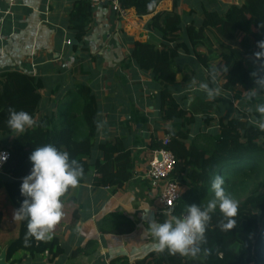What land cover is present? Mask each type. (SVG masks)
<instances>
[{"label":"trees","instance_id":"16d2710c","mask_svg":"<svg viewBox=\"0 0 264 264\" xmlns=\"http://www.w3.org/2000/svg\"><path fill=\"white\" fill-rule=\"evenodd\" d=\"M118 1L138 17L152 14L147 27L160 36L157 45L153 41H134L131 57L135 67L147 73L158 87L160 120L180 123L177 131L163 130L169 137L164 147L176 159L171 175L184 188L172 215L180 216L193 203L206 206L213 198L211 182L216 175L223 177L226 194L238 202V214L234 217L235 226L222 231L218 227L222 219L219 210L211 213L205 240L195 256L153 250L133 263L118 256L108 264H264V190L257 186L264 182L261 114L239 108L229 118L220 116L213 132H199L194 137L190 132L197 113L206 116L204 124L213 119L208 115L211 106L204 101L208 89L244 102L255 86L256 77L251 73L264 75V57L257 59L253 55L260 50L257 41L264 39V0L226 5L218 0H183L189 10L181 14L180 0H172L170 10L160 11L156 9L161 0ZM91 11L87 0H78L70 13L69 27L78 41L85 34ZM198 69L205 72L203 88L193 93L199 102L192 106L193 100L189 108V92L198 79ZM40 87L39 79L20 71L0 74V149L9 150L0 172V189H5L15 209L24 199L19 186L31 168L29 154L45 144L67 151L70 159L82 165V176H91V184L96 188H121L134 173L131 150L123 137L96 141L100 119L91 87L79 85L69 93L66 106L52 115L34 118L40 103ZM177 92L183 95L177 96ZM256 92L264 96V90ZM201 103L203 107L198 110ZM10 108L28 112L37 125L13 136L6 125ZM10 136L12 139L6 143ZM160 147L161 142L151 136L148 148ZM1 220L0 212V224ZM105 228L111 233L126 234L134 227L124 221ZM96 246L90 242L87 254L94 253ZM62 252L57 238L29 235L27 220H19L17 235L5 246L6 261L10 264H42L44 257L52 263ZM79 253L75 250L72 256Z\"/></svg>","mask_w":264,"mask_h":264},{"label":"crops","instance_id":"0c3cea01","mask_svg":"<svg viewBox=\"0 0 264 264\" xmlns=\"http://www.w3.org/2000/svg\"><path fill=\"white\" fill-rule=\"evenodd\" d=\"M77 1L0 0V74L15 70L40 80V103L34 118L52 115L66 106L71 91L81 84L89 85L98 103L100 127L96 141L123 137L134 163L132 177L121 188H96L89 175L82 176L76 187L69 188L62 198L64 214L50 234L57 238L63 252L52 263L44 257L42 264H108L118 256L133 263L154 250V241L146 232L148 223L163 222L169 216L145 176L152 152L148 148L150 137L160 140L165 135L164 129L177 131L180 123L160 120L158 87L132 61L134 41L159 43L160 36L147 27L152 14L138 17L127 9L126 16L120 18L108 4H97L92 8L85 34L78 41L69 27L70 13ZM180 1L179 14L189 10ZM218 1L221 5L242 2ZM171 8L172 0H161L156 11ZM71 39L77 43L70 47ZM198 73L190 88L188 105L193 93L203 88L205 72L198 69ZM182 93L177 92V96ZM214 93L212 96L207 93L204 99L211 106L208 115L213 119L204 124L206 116L197 113V121L190 125L192 137L199 132L215 131L220 116L229 118L236 109L256 110L257 105L264 104V96L257 92L244 102L232 100L218 90ZM199 106L198 110L203 103ZM260 122L264 124V114ZM11 139L10 136L5 142ZM0 198V232L5 219H10L12 239L19 225V220L13 219L16 209L5 189H0ZM145 205H149L147 214ZM124 221L133 224L130 233L115 234L105 228ZM92 241L97 246L94 253L87 254ZM75 250L80 253L72 256Z\"/></svg>","mask_w":264,"mask_h":264},{"label":"clouds","instance_id":"9594fccd","mask_svg":"<svg viewBox=\"0 0 264 264\" xmlns=\"http://www.w3.org/2000/svg\"><path fill=\"white\" fill-rule=\"evenodd\" d=\"M260 50L253 55L259 59L264 57V39L257 41ZM226 71V68L224 69ZM256 77L254 90H264V75ZM207 89V85H204ZM209 96L214 95L208 89ZM256 111L264 114V104L257 105ZM7 127L13 136L23 134L27 129L34 128L37 121L24 110L9 109L6 119ZM264 127V124L260 125ZM7 159L6 154H0V161ZM31 168L21 179L19 192L24 199L13 213V219L27 220L29 235L37 238L50 236L51 229L63 216L62 197L69 190L78 185L83 174L82 165L74 158L70 159L67 151L60 150L52 144H45L34 148L28 157ZM224 179L216 175L211 182L213 198L206 206L193 203L187 205L182 216L169 215L163 222L152 220L148 223L146 232L152 237L153 249L170 254L195 256L200 251V243L205 240L206 225L211 219V213L219 210L221 221L218 227L222 231H230L236 224L234 217L238 214V202L226 194L223 188ZM171 203V202H169ZM144 214L149 211L145 205ZM171 210L169 209V212Z\"/></svg>","mask_w":264,"mask_h":264},{"label":"built area","instance_id":"2783aa9c","mask_svg":"<svg viewBox=\"0 0 264 264\" xmlns=\"http://www.w3.org/2000/svg\"><path fill=\"white\" fill-rule=\"evenodd\" d=\"M9 1L11 3L14 2V0ZM87 1L89 2L91 8H93L97 4L104 3L108 4L109 8L120 18H124L126 16L127 9H124L118 0ZM168 140V135H164L159 140L162 147L152 150L151 158L147 164L145 176L148 179L149 188L151 190L157 191L156 198L160 203L162 210L168 215H171L184 188L177 182L176 176L173 177L171 175L175 167L176 159L173 153L169 149H166L164 147L165 145H167ZM0 154H6L8 159L9 150L2 148L0 149ZM6 160L0 161V172L2 165L6 162ZM169 209L171 210L170 212ZM183 214H181L180 216H182Z\"/></svg>","mask_w":264,"mask_h":264},{"label":"rangeland","instance_id":"374dc122","mask_svg":"<svg viewBox=\"0 0 264 264\" xmlns=\"http://www.w3.org/2000/svg\"><path fill=\"white\" fill-rule=\"evenodd\" d=\"M191 98H192V101L194 100V103H192L191 105L195 106L199 102V97L197 99L196 98L194 99V96ZM187 106L191 108L188 104ZM257 186L261 190H264V182L262 183L260 182ZM0 202H1V198H0ZM5 221H6V224L3 225L4 228L0 232V253L4 251L6 243L10 240L12 236V230L10 229V219L9 220L5 219Z\"/></svg>","mask_w":264,"mask_h":264},{"label":"water","instance_id":"95a60500","mask_svg":"<svg viewBox=\"0 0 264 264\" xmlns=\"http://www.w3.org/2000/svg\"><path fill=\"white\" fill-rule=\"evenodd\" d=\"M75 43H77L76 40L71 39V40L69 41V45H70V47L72 46V44H75ZM0 264H10V263H8V262L6 261L5 249H4L3 252L0 253Z\"/></svg>","mask_w":264,"mask_h":264}]
</instances>
